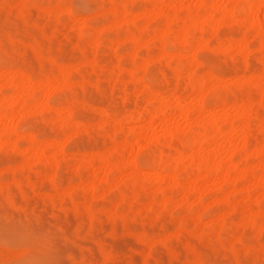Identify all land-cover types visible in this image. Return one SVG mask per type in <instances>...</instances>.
Instances as JSON below:
<instances>
[{"label":"rangeland","instance_id":"1","mask_svg":"<svg viewBox=\"0 0 264 264\" xmlns=\"http://www.w3.org/2000/svg\"><path fill=\"white\" fill-rule=\"evenodd\" d=\"M124 1L25 0L26 5L21 9L18 7V0H0V98L9 93V88L4 85V82H9L5 73L13 69L12 71L15 72L27 74L29 72L31 83L32 80L39 81L32 94L34 102L40 101L42 93L48 94V101L52 102V105L60 109L73 107L72 110L75 111L72 115L74 118L71 116V119L65 118L62 121L63 114L61 118H57V115L49 110L40 109L38 105L35 107L36 102L19 127L16 149H11L9 144L0 145V184H8L9 189L8 191L0 188V264H264V215L257 213L255 207V203L264 204V184L249 182L251 183H248L250 198L245 200L242 196L245 194L243 188L247 184L237 181L234 186L236 191L230 199L231 203L224 204L219 197L230 187L226 186L227 184L219 177L216 179L218 175H214L215 177L200 180L198 183L205 190L202 201L208 205L207 209L205 207V210H202L203 212L198 210L203 206L190 204L193 200L191 195L187 197L188 205L184 202L176 205L178 192L169 196L172 199L168 201L170 209L167 207L166 210H162L157 204L160 209L158 211L156 203L151 205L153 209L149 205L148 210L145 207L147 201H159L160 189L180 187L169 184L165 180L164 172L159 173V178L146 173L150 169L148 166L153 164L160 152L163 154L169 152L170 158L184 162L185 165L188 163L186 161H189L190 151L186 146H182L180 156L163 146L165 137L162 136L165 129L180 132L181 135H178L182 137L177 139L179 138L177 135L174 143L186 141L189 135L183 129H186L188 126L186 124L192 123L196 117L207 116L209 113L218 119L230 117L235 112L230 106L237 102L236 99L249 102L251 100L252 103L255 101V104H253L251 115L253 119L250 121L245 146L253 148L254 145L263 142L264 106L258 104V107L257 99L264 94V37H262L264 21L261 27L243 28L245 24L242 22V14L236 15L235 20L222 18L217 10L213 11L212 16L208 13L204 15L201 13L205 12L204 9L196 7V0H164L165 2L156 5L150 4L148 9L151 13H157L156 11L160 9L159 13L147 19L140 17L134 21L132 20L134 13L139 12L148 3L145 0ZM208 1L206 2L210 4ZM227 1L219 0L217 5L222 8ZM122 3L128 5L131 14L127 13L122 18L103 14L108 8ZM227 4L229 6V2ZM49 6L54 10L49 9ZM46 8L50 12L45 11ZM58 8H60L59 15L58 12L53 13ZM68 9L71 12H68ZM195 12L196 16H200L201 27L203 25L205 27L199 32L196 30L198 28L193 29L188 26V40L191 44L186 48H176L173 40L168 39L169 36L166 39H152V35L157 34L158 31L170 34L172 38V34L189 25L186 20L182 21L180 18L192 17ZM263 13L264 7L260 9V18ZM263 18L264 16L261 19ZM118 19L120 22L114 24L113 22ZM90 20L94 22L90 25L97 29L105 27V30H101L103 33H95L92 34L93 36L80 35L78 33L80 27L89 24ZM143 26L145 27L141 33L143 44L137 47L136 51L135 46L131 45L134 43L126 40L125 37L138 33ZM118 34L121 36L119 39H117ZM201 39L202 41L199 42ZM239 40L246 42L243 43L246 48L245 50L241 48L243 49L240 50L241 53L232 46L234 41ZM243 44L240 43V47L244 46ZM158 46H163L164 50L171 54L170 56L173 53V56H177L175 53L179 51L181 54L179 56L182 58L177 59L175 56L177 60L173 61L174 58L166 52L170 58L166 55L155 59L154 54ZM132 49L136 52L135 64L143 66L144 80L128 77V72L131 70L127 69L134 67L133 61L130 62ZM242 55H246L245 58ZM191 56L199 62L196 68L188 64ZM120 58H124L127 69L118 70L117 62ZM60 66L67 67L68 82L64 86L53 81L60 74L58 72ZM178 71H181L179 72L181 76L175 77V72ZM208 71L217 78H208L206 75ZM252 74L256 75V80L246 81ZM39 75L43 76L44 80ZM236 77L243 80L241 79L239 85L234 82V86L232 80ZM190 78L195 80L203 78L207 86L214 85L212 87L215 91L213 89L206 94L208 104L202 105V111L195 109L198 107L196 104H199L197 101L202 92L190 91ZM41 79L43 82H40ZM12 80L17 82L16 78ZM146 86L158 90L162 101L169 107H166L168 110H165L161 122L158 118H154L151 124H148L145 117L134 120L128 118L130 113L144 112L147 107L153 110L155 103L151 101V94L147 92ZM197 95H199L198 99ZM174 96L182 100L183 107H189L187 116L175 112ZM211 107L215 110L212 111ZM101 109L107 114H104L106 117L102 115ZM15 115L17 114L10 117V121L18 120V116ZM209 116L210 114L207 117ZM78 120L83 121L82 125L79 124L81 126L75 123ZM137 129H142L141 138H135L132 133ZM227 129L226 131H229ZM239 129L235 127L234 132H238L234 134L230 131L229 144L224 140V136L223 138L218 136L217 139L209 141L211 144L204 142L201 152L203 155H214L216 160L225 161L230 150H235L237 152L232 157L233 162L241 166L252 165V171H255L256 166L264 164V156L255 157L249 153L248 157L242 160L243 162L238 160L240 158H237V153L241 145L239 135H243H241L243 131ZM28 131L34 132L40 140L64 139L63 144L66 145L63 146V154L49 157L48 152L42 154L38 151H28L29 153H26L32 156V160L26 166H22V151L26 146L24 135ZM221 139L225 144L220 142ZM115 141L124 144L125 152L122 151L124 156H127V153L135 156L140 169L135 182H129L130 169L126 168L122 170V174L118 173L121 174L120 177H124V180L119 182L113 180L116 175L114 176V172H109L107 180L96 179V186L90 188L88 183L91 172L96 170V178L100 174L97 171L96 158L92 159L91 167H84L82 160L79 159L80 155L84 152H101L102 149L111 147ZM110 164H112L111 160L107 166ZM187 165L180 166L179 174L182 172L181 174L185 176L179 175L176 179L177 183L191 184L190 168L192 167ZM11 166L15 168V173ZM21 167L24 168L20 169ZM187 167L189 171L186 170ZM53 170L56 178L52 181L49 176ZM16 174L20 175V178ZM16 177L17 180L22 178L23 183L18 180L19 183L15 184L16 180L13 179ZM73 184L75 187L79 185L72 191L74 199L69 200L70 202L68 199L59 200L61 195L66 194L67 190L74 186ZM151 186L159 188L155 191L156 194L154 190L151 192L154 188ZM134 192H137V200L130 198L134 196ZM121 197H124V202ZM113 202H116V206ZM117 203H120L119 206ZM113 206L115 213H109L108 208ZM230 206L233 211L228 212L226 218L223 217L224 223L222 221L217 223L215 219L216 223L212 221L223 209H230ZM197 211H200V215ZM180 220L184 227H187L184 228L183 235L182 233L177 235L178 233L175 232ZM198 235L200 237L196 238ZM191 249L202 252L200 255L205 263L197 260ZM13 252L16 254L14 255Z\"/></svg>","mask_w":264,"mask_h":264},{"label":"bare ground","instance_id":"2","mask_svg":"<svg viewBox=\"0 0 264 264\" xmlns=\"http://www.w3.org/2000/svg\"><path fill=\"white\" fill-rule=\"evenodd\" d=\"M147 3H148V5H145L144 7H142L141 9H140V11L139 12H135L134 13V15H133V17H132V20H136V19H138V18H140V17H145L146 19L147 18H150V17H153V16H155L156 14H158L159 13V11H160V9H158L156 12L157 13H151V10H149L148 8L151 6L150 4H152V5H156V4H158V3H160V2H165L164 0H145ZM168 1H171V0H168ZM206 1H208V0H196V3H195V5H196V7H201V8H203L204 9V11L205 12H201V13H204V15H206L207 13L208 14H210L211 16H212V14H213V11L215 12V10H217V11H219V13H220V16L222 17V18H225V17H227V18H229V19H234L235 20V18H236V15H240V14H242L243 15V18H242V22L245 24V25H243V28L245 27V28H255V27H261V25L263 24L262 22L264 21V18H263V20L261 19L263 16H264V13H263V16L260 18V15H259V12H260V9L262 8V7H264V0H228L227 2H229V6H228V4H227V2H226V5L224 4V6L222 7V8H219V6L217 5V3H218V1L219 0H209L208 2L210 3V4H208ZM124 2H126V0L124 1ZM225 2V1H224ZM18 3H19V5H18V7L19 8H23V7H25V0H18ZM162 4V3H161ZM150 5V6H149ZM128 5H126L125 3H122V4H118V6L116 5V6H114V7H111V8H108V10L105 12V13H103V14H105L106 16H109V15H111V16H118V18L119 17H121L122 18V16H124L125 14H131V12H130V9L127 7ZM57 7V6H56ZM52 7H50L49 6V9H51ZM55 8V7H54ZM44 9V8H43ZM48 8H46V10L45 11H49L50 12V10H49ZM60 8H58L57 9V11L56 12H53V13H56L57 14V12H58V14L57 15H59V10ZM52 10H54L53 8H52ZM56 10V9H55ZM131 10H133V8H131ZM200 10V9H199ZM68 12H71V10L70 9H68ZM62 12H60V14H61ZM133 13V12H132ZM26 14V13H25ZM196 14V12L194 13V16H192V17H185V18H180V20H182V21H184V20H186L188 23H189V25H186V26H183L182 28H181V30L179 31V32H176L174 35L172 34V38H171V36H170V34L168 35V34H165L164 32H161V31H156L157 32V34L155 33V35H152L153 37H152V39L153 40H156V39H160V38H164V39H166L168 36H169V38L168 39H172L173 40V44L176 46V48H178V49H183V48H186L187 46H188V44H191V42L188 40V26H189V28H193V29H196V28H198V29H196V30H199V32L205 27L204 25H203V27H201V22H200V20H199V17L200 16H196L195 15ZM56 15V16H57ZM203 15V14H202ZM87 18H89V17H87ZM114 18V17H113ZM85 19V18H84ZM237 19V18H236ZM92 20V19H91ZM91 20H90V22H89V24H85V25H82L81 27H80V29H79V31H78V33L81 35H88L89 34V36L91 35V36H93L92 34H94L95 35V33H99L100 34V32H102L103 30H105L103 27L101 28H96V27H93V26H91L90 25V23L92 24H94V22H91ZM93 21V20H92ZM133 21V22H134ZM120 21H119V19L118 20H116L115 22H113L114 24H118ZM112 23V24H113ZM262 23V24H261ZM92 24V25H93ZM98 25V24H97ZM197 25H200V27L199 26H197ZM264 25V24H263ZM113 26V25H112ZM116 26V25H115ZM114 27V26H113ZM147 29V28H146ZM102 30V31H101ZM145 30V27L143 26L142 27V29L137 33L136 32V34L135 33H132L131 35H128V36H126L125 38H126V40L128 39V40H130V41H132L134 44H132L131 43V45H134L135 46V48H136V51H137V47H140L142 44H143V41L141 40V33L143 32ZM247 30V29H246ZM263 30V31H262ZM261 31L262 32H264V26H263V29H262ZM149 31V30H148ZM189 31H190V29H189ZM195 31V30H194ZM248 31V30H247ZM261 31H259V32H261ZM151 32V31H150ZM149 32V33H150ZM152 32H153V30H152ZM262 32H261V34H262ZM103 33V32H102ZM101 33V34H102ZM131 33V32H130ZM126 34V33H125ZM151 34V33H150ZM152 34H154V33H152ZM189 34H190V32H189ZM120 34H118V38L117 39H119V37H121V36H119ZM192 35V34H191ZM97 36V35H96ZM99 36V35H98ZM124 36V35H123ZM262 36V35H261ZM262 37H264V33H263V36ZM238 38V37H237ZM189 39H191V38H189ZM192 39H194V38H192ZM198 39H200V38H198ZM197 39V40H198ZM115 40V39H114ZM113 40V41H114ZM224 40V39H223ZM112 41V42H113ZM195 41V40H194ZM193 41V42H194ZM202 41V39L201 40H199V42H201ZM245 41V40H244ZM121 42V41H120ZM148 42V41H147ZM146 42V43H147ZM189 42V43H188ZM221 42V41H220ZM227 42V41H226ZM111 43V42H110ZM154 43V42H153ZM196 43H198L197 41H196ZM222 43V42H221ZM229 43V42H228ZM240 43L241 44H246V42H242V41H234V43H232V46H234L235 48H237L239 51L241 50H243L244 48H246L245 47V45L244 46H242V47H240ZM114 44V43H113ZM115 44H116V42H115ZM155 44V43H154ZM217 43H215V45H216ZM220 45V44H219ZM219 45H217V46H219ZM231 45V44H230ZM229 45V46H230ZM192 46V45H191ZM191 46H189V47H191ZM159 48L157 49V51L155 52V54H154V58L156 59H158L159 57L161 58V57H164V56H166L167 54H166V52L169 54V52L168 51H166V50H164V48H163V46H158ZM135 48H133V49H135ZM144 48V47H143ZM155 48V47H154ZM229 48V47H228ZM241 48H243V49H241ZM248 48V47H247ZM133 49H132V52H133ZM142 49V48H141ZM258 49V48H257ZM146 50H147V48H146ZM245 50V49H244ZM255 50V49H254ZM260 50V49H259ZM148 51V50H147ZM241 51H240V53H241ZM249 51V50H248ZM248 51H247V53H248ZM140 52V51H139ZM145 52V51H144ZM251 52V51H250ZM259 52V51H258ZM138 53V52H137ZM180 52L178 51V53H175V54H177V59H180V58H182V56H179V55H181V54H179ZM252 53V52H251ZM132 54V55H131ZM140 54V53H139ZM174 54V53H173ZM173 54H172V56H170L171 54H169V56L170 57H173L174 59H173V61H176L177 59H175V56H173ZM244 54H246V53H244ZM258 54V53H257ZM256 54V55H257ZM138 55V54H137ZM152 55V54H151ZM130 58H132L131 60H130V58H128L129 60H130V62L131 61H133L132 62V64L134 65V67H133V69H127L126 68V64L124 63V61H123V59L124 58H120L119 60H118V62H117V67H118V70L120 71V70H125V69H127L128 71L129 70H131L130 72H128L129 73V78H132V79H136V80H144V78H145V73H144V71H143V69H142V65L140 64H135V62L137 61V59L135 60V58H136V52H135V50H134V52L133 53H130ZM244 58H245V56L244 55H242ZM167 57H168V55H167ZM166 57V58H167ZM170 57H168V58H170ZM148 58V57H147ZM2 62V61H1ZM180 62V61H179ZM259 62V61H258ZM5 63V62H4ZM3 63V64H4ZM245 63V62H244ZM188 64L190 65V67L191 66H194V68H196L197 67V65L199 64V62H198V60H196L193 56H191V58L188 60ZM57 65V64H56ZM196 66V67H195ZM61 67V66H60ZM132 67V66H131ZM211 67V66H210ZM67 67H61L60 68V71H58L60 74L59 75H57V77L55 78V79H53V81L54 82H56V84H60V85H62V86H64L68 81H67V76H68V72H67V69H66ZM69 68V67H68ZM8 70V69H7ZM13 70V69H12ZM12 70H10V71H7V73H5V74H7L6 76V79H8L9 80V82H4V85L5 86H7L9 89V93H8V95L6 94V96H4L3 98H0V145H1V143H3L2 145H4L5 146V144H9L10 145V147H11V149H13L14 150V148L16 149V143H18L17 142V132H18V130H19V127H20V125H21V123H22V121L24 122V119H25V116H27L29 113H30V110H32V108L35 106V105H33L34 103H36L37 102V100H36V102H34L35 100H33V98H32V94H33V92H34V88H36L35 86L36 85H39V84H37V82L39 83V81L37 80L36 82L34 81V80H32L33 81V83H31L30 81H29V76H28V74H29V72H28V74L27 73H25V72H15V71H12ZM69 70V69H68ZM176 70V69H175ZM178 70V69H177ZM218 71V70H217ZM179 72H181V71H178V72H175L176 73V76L175 77H180L181 76V74L179 73ZM193 72V71H192ZM191 72V73H192ZM209 72V71H208ZM174 73V74H175ZM223 73V72H222ZM134 74H137V76L135 75L134 76ZM173 74V75H174ZM189 74V73H188ZM219 74H221V73H219ZM147 75V74H146ZM190 75V74H189ZM188 75V76H189ZM193 75H194V73H193ZM207 76H208V78H212V77H214V78H217V77H215L214 75H212V74H210V72L209 73H207L206 74ZM253 75H255V74H252L251 76H250V78H247L246 79V81H248V79H252L251 81H255L256 80V75L255 76H253ZM262 75V74H261ZM205 76V75H204ZM39 77H41V75H39ZM38 77V79H40ZM157 77V76H156ZM174 77V76H173ZM194 77V76H193ZM13 78H16L17 79V82H13ZM43 80H44V78H43V76L41 77ZM54 78V77H53ZM192 78V77H191ZM190 78V80H189V82H190V91L191 92H202L201 94H200V96L199 95H197V99L199 98V101H197V102H199V104H196L198 107H195V109H197L198 111L199 110H201L202 111V109H201V107H202V105H204V104H208L207 103V100H206V94H208L210 91H212L214 88L212 87V86H214V85H212L211 87H209V86H207L205 83H204V81H203V78H200L199 80H195L194 78V80L193 79H191ZM33 79V78H32ZM42 79L40 80V82L42 81ZM128 79V78H127ZM241 79L242 78H235L234 80H232L233 81V84H234V82H236V83H238V85H239V82H241ZM257 79H258V77H257ZM154 80V79H153ZM175 80V79H174ZM243 80V79H242ZM43 82V81H42ZM184 83V82H183ZM220 83V82H219ZM145 84V83H144ZM143 84V85H144ZM153 84V83H152ZM222 84V83H221ZM241 84V83H240ZM1 85V84H0ZM3 85V86H4ZM41 85H42V83H41ZM216 85V84H215ZM218 85V84H217ZM237 85V84H236ZM59 86V85H58ZM62 86H59L60 88L62 87ZM157 86H158V84H157ZM169 86V85H168ZM234 86H235V84H234ZM59 87H56V88H59ZM143 87V86H142ZM158 87H161V86H158ZM188 87V86H187ZM219 87V86H218ZM222 86H220V88H221ZM37 88H38V86H37ZM146 88V90H148L147 92H149L150 94H151V101L153 102V103H155L154 104V108H153V110H150L151 108L150 107H147L145 110H144V112H138V113H135V114H132V113H130L129 115L130 116H128V118H130V120H134V118H142V119H147V121H148V124H151V121L154 119V118H158V119H160V122L163 120L162 118H163V116H165V110L167 111L168 109H166V103H164L163 101H162V97L160 96V93H159V91L158 90H153V89H151L149 86H146L145 87ZM174 88V87H173ZM189 88V87H188ZM0 89H1V87H0ZM157 89V88H156ZM136 90V89H135ZM168 90H172V89H168ZM2 91V90H1ZM214 91H215V89H214ZM8 92V91H7ZM6 92V93H7ZM4 93V92H3ZM198 93V94H199ZM226 93V92H225ZM183 94V93H182ZM194 94V93H193ZM195 94H197V93H195ZM203 94L205 95V96H203ZM219 94H220V92H219ZM221 95V94H220ZM47 96H49L48 94L47 95H43V93H42V97L40 98V101H38L37 103H36V106L35 107H38L39 106V108L40 109H44V110H49L52 114H55V115H57V118H61L60 116H61V114H63L64 115V117H62V121L65 119V118H67V119H71V116L72 115H74V113L73 112H75V111H73L74 109H73V107H69V108H67V109H60L58 106H54V105H52L51 103H49V101H48V98H47ZM199 96V97H198ZM264 94H261L260 96H259V98L257 99L258 101V103H257V106H258V104H259V106H261V107H263L264 106ZM195 98V97H194ZM32 99V100H31ZM221 99V98H220ZM222 100V99H221ZM150 101V102H151ZM195 101V100H194ZM219 101V100H218ZM218 101L216 102V103H218ZM231 101V100H230ZM236 103H232L233 104V106L231 105H229L230 107H232V108H234L235 109V112H234V114H231L232 116H230V117H225V118H222V119H218V117H215V116H211V113H209L210 114V116L209 117H207L205 114V116H202V115H200L198 118L196 117V115L194 116V117H196V119L191 123V122H189L190 124H186V125H188L187 127H186V129H183V130H185V132L189 135L188 136V139L185 141H183V142H181V141H178V143H174V140H176L175 138H176V136L180 133V132H177V131H175V130H171V129H165L164 130V132H163V136L162 137H165V138H163V140L165 141V145L163 144V146H166L167 147V149L169 150V151H175L179 156L181 155V150H182V146L184 145V146H186L187 148H188V150L190 151V153H189V161L187 160L186 162H188L187 164H189V166H191L192 168H190L191 170H192V174L190 175V177H191V179H192V181H191V184H189V185H184V184H182V183H177L176 182V179L179 177V175H181V176H183L181 173L179 174V172L181 171L180 170V166H182V167H186V166H188L187 164L185 165L184 164V162H181V161H179V160H177V159H175V158H170V155H168L169 154V152H168V154H163L162 152H160V154H159V156H158V158L156 159V160H154V162H153V164L152 165H150V166H148V168H150V169H148L149 171H147L146 173H148V174H150V175H153V176H155L156 178H159V176H160V172H164L165 173V180H167L168 182H169V184H174V185H179L180 187L179 188H177V186H175L176 188H167V189H163V190H161L160 189V191H159V193H158V195H160V198H159V201L158 202H154V200L153 201H147V202H145V203H147V206L145 205V207L147 208V210H148V208L149 207H151V205L153 204V203H156V206H157V204L160 206V209H162V210H166L167 209V207H169V205H168V201H170V200H172V199H170V195L171 196H173V193L174 192H178V195H179V197H178V200H177V203H176V205H179L180 203H182V202H184L185 203V205L187 204L186 203V201H188L187 200V197L188 196H192V201L190 202V204L191 203H195V205H200V206H203L202 208H204V209H202V208H198V210H201V212H203L202 210H205V207H206V209H207V204L205 205V203H203V201L202 200H204V195H205V190L201 187V186H199L198 185V183H199V181L200 180H206V179H208V178H211V177H215L214 175H218L217 177H215L216 179H221V181L223 182V183H225V184H227L226 186H228V187H230L227 191H225V192H223V194L221 195V197H219V199L221 200V202H223L224 204H230L231 203V197H232V195L235 193V191H236V189L234 188V186H235V184H236V182L237 181H243V182H246V184H247V186H245L244 188H243V192H245V194L242 196V198L243 199H245V200H249V196H248V191L250 190L249 188V184H251L252 182H257V183H259V184H264V164H260L259 166H256V170L255 171H252V168H253V166L252 165H249V166H246L245 164H243V166H241V165H239L238 163H235V162H233V160H232V157H234V155H236L235 153L237 152V151H231L230 150V153H229V155H228V157L226 158V160L225 161H220V160H216V158H215V156L214 155H212V154H207V155H203L202 154V152H201V149H203L204 147L202 146V145H205V144H203L204 142L205 143H208L209 141L211 142V140L213 139H215L216 137H218V136H220V138L222 137V136H224L225 137V141L227 142V144H229L230 143V141H229V139H230V131H232L231 132V134H234L235 132H234V130H235V127H238V128H240L239 129V131H243L242 133H241V135L242 136H240L239 134H237V137H238V135H239V137H241L240 139H239V141H241V145L239 146L240 148V150L238 151V153H237V155L238 156H240V157H238L237 156V158H240V159H238V160H240V162L243 160L244 161V159H246V157H248V155H249V153H250V155L251 154H253L255 157H257V156H260L261 157V155H263L264 156V140H262L263 142H261V144H256V145H254V147L253 148H250V146L249 147H247L246 148V143H247V133H248V131L250 130V125H251V123H250V121H251V119H253L252 118V113H253V104H255V101L252 103L251 102V100H250V102L249 101H239L238 99H236ZM252 101H253V99H252ZM173 102H174V106H173V108H174V110H175V112H178L180 115H184V116H187L186 115V113L190 110L189 109V107H183V105H182V100L181 99H179L178 97H175L174 96V99H173ZM38 105V106H37ZM193 105V104H192ZM219 105V104H218ZM224 105H225V103H224ZM228 105V104H227ZM74 106V105H73ZM226 106V105H225ZM258 106V107H259ZM228 107V106H227ZM148 108H150V109H148ZM167 108H169V107H167ZM221 108V107H220ZM231 108V109H232ZM73 109V110H72ZM193 109V108H192ZM222 109V108H221ZM39 110V109H38ZM102 110V115H107L105 112H103V109H101ZM171 110H172V108H171ZM194 110V109H193ZM211 110L212 111H214L215 109L214 108H212L211 107ZM259 110V109H258ZM257 110V111H258ZM263 110V109H262ZM210 111V110H209ZM34 112V111H33ZM37 112V111H36ZM39 112V111H38ZM37 112V113H38ZM41 112V111H40ZM100 112V111H99ZM114 112V111H113ZM137 112V111H136ZM194 112V111H193ZM263 112V111H262ZM101 113V112H100ZM110 113V112H109ZM108 113V114H109ZM134 113V112H133ZM14 114H17V115H15V116H18V120L16 121V122H13V120L11 119V121H10V117H13V115ZM198 114V113H197ZM200 114V113H199ZM104 115V116H105ZM118 115V114H117ZM259 115V114H258ZM73 117V116H72ZM106 117V116H105ZM119 117V116H118ZM145 117V118H144ZM161 117V118H160ZM74 118V117H73ZM110 118V117H109ZM29 119V118H28ZM27 118H26V120H28ZM31 119V118H30ZM157 119V120H158ZM117 120V119H116ZM141 120V119H140ZM155 120V119H154ZM79 121V120H78ZM78 121L77 122H75V123H77L78 124V126H81L82 125V122L83 121H79L80 123H78ZM26 122V121H25ZM117 122V121H116ZM254 122V121H253ZM118 123V122H117ZM61 124L63 125V123L61 122ZM77 124H75L76 125V127H77ZM79 124H81V125H79ZM185 128V127H184ZM228 128V129H227ZM34 129V128H33ZM226 129L227 130H229V131H226ZM28 130V129H27ZM252 130V129H251ZM142 129H137V130H135V131H133L132 133H133V135H134V137L135 138H141L142 137ZM36 132V131H35ZM183 132V133H182ZM181 133L184 135L185 133H184V131H182ZM228 132V133H227ZM238 132V131H237ZM236 132V133H237ZM179 135H181V134H179ZM178 135V137L179 138H177V139H180L181 137ZM37 136L38 135H35L34 134V132H32L31 131V133H29V131H28V133L27 134H25L24 135V140H25V142H26V146H25V149H24V151H22L23 152V161H22V166H26L29 162H30V160H32L31 158H32V156L31 155H29V154H27V153H29V152H40V153H42L43 154V152H48V154H49V157H56L57 155H62L63 154V149H64V147L63 146H65L66 144H63L64 143V139L62 140V139H50V140H48V138H46V139H38L37 138ZM232 137V136H231ZM21 138H22V136H21ZM56 138V137H55ZM219 138V139H220ZM223 138V137H222ZM264 138V137H263ZM20 139V138H19ZM67 139V138H66ZM217 139V138H216ZM222 140V139H221ZM66 141V140H65ZM68 141V140H67ZM218 141V140H217ZM259 141L260 140H258V143H259ZM21 142V141H20ZM209 142V144H211ZM216 142V141H215ZM220 142H222V144H225V142L222 140V141H220ZM224 142V143H223ZM67 143V142H66ZM22 144V143H21ZM186 144V145H185ZM111 145V144H110ZM110 145H108V146H110ZM104 146V145H103ZM248 146V145H247ZM164 148V147H163ZM234 149H236L237 150V148H234ZM249 149V150H248ZM160 150H162V149H160ZM165 150V149H164ZM163 150V151H164ZM167 150V151H168ZM184 150H186V148L184 149ZM29 151V152H28ZM98 151V150H97ZM101 151V150H100ZM122 151H124L125 152V149H124V144L122 143V142H118V141H115L114 143H113V145H111V147H109V148H104V149H102V151L101 152H97V153H92V152H84L83 154H81L80 155V157H79V159L80 160H82V165L84 166V167H91V165H92V159L93 158H96V167H97V171H99L100 172V174H99V176L96 178V170H95V172H94V170L91 172L92 173V175H91V178L89 179V183H88V186L90 187V188H93V187H95L96 186V179H100V180H107L108 179V173L109 172H114V176L116 175V177H113L112 179L113 180H117L118 182H119V180L120 181H122V180H124L122 177H120V175L123 173L122 172V170L123 169H126V168H128V169H130V173H129V175H128V180H129V182L131 181V182H135V180H136V178H137V176H138V174H139V172H140V169H139V167H138V164H137V162H136V160H135V156L134 155H129V153H127V156H124L122 153ZM27 152V153H26ZM155 152V151H154ZM165 152H166V150H165ZM125 154V153H124ZM170 154H171V152H170ZM48 157V158H49ZM188 158V157H187ZM236 158V157H235ZM259 158V157H258ZM51 159V158H50ZM154 159V158H153ZM248 159V158H247ZM251 159V158H250ZM112 161V164H110L109 166H107V163L109 162V161ZM249 160V159H248ZM242 161V162H243ZM185 162V163H186ZM180 163H182V164H180ZM249 163V162H248ZM241 164V163H240ZM245 165V166H244ZM254 165V164H253ZM147 166V165H146ZM12 167V166H11ZM22 168H24V167H21L20 169H22ZM11 169H13L12 171L15 173V168L14 167H12ZM182 170H184V168H182ZM186 170H188V167L186 168ZM19 171V170H18ZM54 171L55 170H53V173L49 176L50 177V180H54V178H56L55 177V173H54ZM189 171V170H188ZM25 173V171H22V173ZM122 172V173H121ZM191 172V171H190ZM189 172V173H190ZM116 173V174H115ZM118 173H121L120 175L118 174ZM188 173V174H189ZM110 174V173H109ZM113 174V173H112ZM13 175V174H12ZM17 175V177H19L20 175H18V174H16ZM15 175V176H16ZM119 175V176H118ZM24 176V175H23ZM185 176V175H184ZM17 177H16V179H13V180H16V181H14L15 182V184L16 183H19L20 181L22 182V178H21V180H19V182H18V180H17ZM43 177V176H42ZM120 177V178H119ZM189 177V178H190ZM219 177V178H218ZM20 178V177H19ZM27 179H29V177H26ZM25 178V179H26ZM150 178V177H149ZM149 178H147V179H149ZM126 179V178H125ZM186 179V178H185ZM149 181V180H148ZM218 181V180H217ZM220 181V182H221ZM13 182V181H12ZM13 182V183H14ZM190 182V181H189ZM188 182V183H189ZM249 182H251V183H249ZM23 183V182H22ZM54 183H55V181H54ZM117 183V182H116ZM249 183V184H248ZM34 184V183H33ZM245 184V185H246ZM8 184H0V188L2 189V190H6V189H8V186H7ZM74 185V184H73ZM5 186H7V188L5 187ZM15 186V185H14ZM77 186H79V185H76V187H75V185L74 186H71L68 190H67V193L66 194H63V195H61L60 197H59V200L61 199V201L62 200H65V199H68V201L70 200V201H72L73 199H74V195H73V192L72 191H74L76 188H77ZM81 186V185H80ZM221 186V185H220ZM252 186H253V184H252ZM251 186V187H252ZM151 187H154V188H150L149 187V190L151 189V192H153L152 190H154V193L156 194V192L155 191H158L157 189H159V188H157V187H155V186H151ZM34 188V187H33ZM129 188V187H128ZM146 188V187H145ZM217 188V187H216ZM222 188H224V187H222ZM148 189V188H147ZM8 191H9V189H8ZM125 191H127V190H125ZM124 191V192H125ZM2 192V191H1ZM132 192V191H131ZM215 192H217L216 190H215ZM221 192V191H220ZM2 193H4V192H2ZM125 193H127V192H125ZM135 193V192H134ZM218 193V192H217ZM128 194V193H127ZM136 194H137V192L135 193V194H133L134 196H135V198H133L134 196H132V197H130L131 199H133V200H137V196H136ZM213 194H215V193H213ZM4 195V194H3ZM121 195H123L122 193H121ZM125 195V194H124ZM216 195V194H215ZM53 198V197H52ZM124 198V197H123ZM122 197H121V199H123ZM129 198V199H130ZM55 199V198H54ZM177 199V198H176ZM242 199V200H243ZM51 200H53V199H51ZM117 200V202H118V199H116ZM146 200V199H145ZM69 201V202H70ZM119 201H121V200H119ZM123 202L125 201L124 199L122 200ZM140 201V200H139ZM143 201V200H142ZM175 202H176V200H174ZM173 201V203H175ZM126 202H127V200H126ZM138 202V201H137ZM141 202V201H140ZM261 202V201H260ZM61 204L63 203V202H60ZM65 203H66V201H65ZM64 203V204H65ZM68 203V202H67ZM113 203H115L114 204V206H116V202H113ZM129 203V202H128ZM132 203V202H131ZM145 203H143V204H145ZM207 203H209V202H207ZM262 203V202H261ZM263 203H264V201H263ZM120 204V203H119ZM119 204L117 203V205L119 206ZM124 204V203H123ZM133 204V203H132ZM140 204V203H139ZM143 204H141V205H143ZM260 203H255V207H256V212L257 213H259V214H262V215H264V207H263V205H259ZM67 205V204H66ZM109 205H111V204H109ZM128 205V204H127ZM138 205V204H137ZM148 205H149V207H148ZM188 205V204H187ZM114 206H113V208H108V209H110L109 210V213H113L114 212ZM117 206V207H118ZM140 206V205H139ZM159 206H157V210L159 211L160 209H159ZM171 206H172V204H171ZM112 207V206H111ZM121 207V206H120ZM124 208H128L127 206L125 207V206H123ZM130 207V206H129ZM119 208V207H118ZM122 208V207H121ZM120 208V209H121ZM132 208V207H131ZM142 207H140V209H141ZM154 207H151V209H153ZM174 208H176V206L174 207ZM107 209V210H108ZM129 209V208H128ZM136 209V208H135ZM145 209V208H144ZM169 209H170V207H169ZM122 211V210H121ZM126 211H128V210H126ZM156 211V210H155ZM172 211V210H171ZM231 211H233V209H232V207L230 206V209H223L222 210V212H220V215H218V216H216V218H213L212 219V221H214V223H216V221H217V223L218 222H220L221 223V221L223 222L224 221V219H223V217L224 218H226V215L228 214V212H231ZM198 213H199V215H200V211H197ZM115 213V212H114ZM122 214H124L123 212H122ZM198 215V214H197ZM198 215V216H199ZM203 215V214H202ZM170 216V215H169ZM124 217H126L125 215H124ZM197 217V216H196ZM199 218V217H198ZM197 219V218H196ZM216 221H215V220ZM219 223V225H221ZM224 223V222H223ZM184 228H187V227H184V225L181 223V220H180V223H179V226L175 229V232H177L178 234L177 235H179V234H181L182 233V235L184 234ZM185 231H186V229H185ZM142 232V231H141ZM145 233V232H144ZM186 233V232H185ZM146 235V234H145ZM197 237H200V235H198V236H196V238ZM202 237V236H201ZM141 238V237H140ZM188 239L186 238V240L185 241H187ZM183 245V244H182ZM189 245H191V244H189ZM230 245V244H229ZM231 246H233V243H231ZM186 247V246H185ZM188 247V246H187ZM8 248V247H7ZM213 248H214V246H213ZM10 249V248H9ZM8 249V250H9ZM18 249H20V248H18ZM22 249V248H21ZM193 249V248H192ZM191 249V250H192ZM196 249V248H195ZM10 250H12V249H10ZM13 250H15V249H13ZM189 250H190V248H189ZM198 250V249H197ZM187 251V250H186ZM193 251V255H194V257L197 259V260H202V257H201V255H200V253L202 254V252H198V251H196V250H192ZM200 251V250H199ZM176 252V251H175ZM14 253V252H13ZM25 253V252H24ZM16 254V252L14 253V255ZM177 254V253H176ZM13 255V256H14ZM202 261H204V260H202ZM9 262V261H8ZM7 262V263H8ZM204 263H205V261H204Z\"/></svg>","mask_w":264,"mask_h":264}]
</instances>
